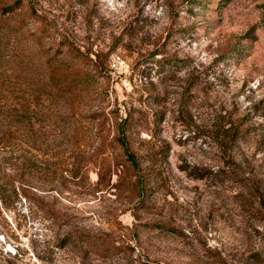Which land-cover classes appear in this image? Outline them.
Wrapping results in <instances>:
<instances>
[{
	"label": "rangeland",
	"instance_id": "obj_1",
	"mask_svg": "<svg viewBox=\"0 0 264 264\" xmlns=\"http://www.w3.org/2000/svg\"><path fill=\"white\" fill-rule=\"evenodd\" d=\"M4 6L0 178L26 195L4 191L0 264H264V0ZM70 45L105 55V76ZM95 112L129 115L143 199L114 146L93 152Z\"/></svg>",
	"mask_w": 264,
	"mask_h": 264
},
{
	"label": "trees",
	"instance_id": "obj_2",
	"mask_svg": "<svg viewBox=\"0 0 264 264\" xmlns=\"http://www.w3.org/2000/svg\"><path fill=\"white\" fill-rule=\"evenodd\" d=\"M9 11L13 12L12 6H4L0 8V27L3 26V23ZM29 16L36 22H46L44 17L36 13H29ZM67 47L69 54H76L82 57L84 56V58L86 59V65L92 68L94 74H96L97 76H105V55L100 52H96L93 54L94 59H92L91 57H89V51L83 53L79 48L72 45ZM51 71L52 72H50L49 79L56 85V90L60 92L63 89L59 84L61 82V77L59 74L54 73L53 70ZM92 119L96 120V130L94 134L96 136V139L98 140L97 148L93 152L96 151L95 155L98 153L102 154L109 147L114 146V148L117 150L118 157L114 171L117 179L119 181H123V183L126 184V188L129 190V192L133 193L135 196H140L141 199H143L144 194L147 192L148 179H146V168L142 165V161H140V158L143 157L138 155L137 152L134 151V149L131 147L129 115L123 119H118L117 117L113 118L110 115V112H95L92 114ZM109 134L112 135L110 139ZM239 135V127L234 126L229 137L232 140H235L239 137ZM7 139H5V135H2L0 137L1 147H6ZM100 164L102 170L106 164H104L103 162H101ZM7 190L14 194H17V191H19L23 195H26V191L21 186V183H17L16 185V182H14V180L7 181V179L2 177L0 178V202H4L6 197L4 191ZM258 204L259 206H261V201H259ZM86 237L93 247H99L104 252H112L119 248L118 245H115L107 237H100L92 234H87Z\"/></svg>",
	"mask_w": 264,
	"mask_h": 264
}]
</instances>
